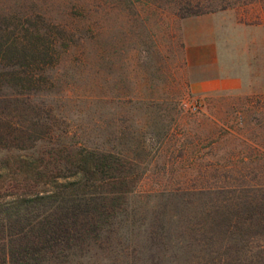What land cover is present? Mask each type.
<instances>
[{"label": "rangeland", "instance_id": "obj_1", "mask_svg": "<svg viewBox=\"0 0 264 264\" xmlns=\"http://www.w3.org/2000/svg\"><path fill=\"white\" fill-rule=\"evenodd\" d=\"M210 42L239 91L191 87L184 44L194 64ZM7 128L9 156L105 154L127 187L94 239L39 264H199L205 213L264 199V0H0Z\"/></svg>", "mask_w": 264, "mask_h": 264}, {"label": "trees", "instance_id": "obj_2", "mask_svg": "<svg viewBox=\"0 0 264 264\" xmlns=\"http://www.w3.org/2000/svg\"><path fill=\"white\" fill-rule=\"evenodd\" d=\"M9 129L0 132V264H39L54 246L94 239L127 191L117 162L85 149L9 156ZM247 210L222 199L205 213L199 264H264V199Z\"/></svg>", "mask_w": 264, "mask_h": 264}, {"label": "crops", "instance_id": "obj_3", "mask_svg": "<svg viewBox=\"0 0 264 264\" xmlns=\"http://www.w3.org/2000/svg\"><path fill=\"white\" fill-rule=\"evenodd\" d=\"M209 52L201 54L200 57H196L197 60L192 64L191 47L184 44V54L187 65H193L196 68V73L191 72V87L193 90L199 93L206 92H236L241 89V79L237 75H216L209 72L216 61L214 44L210 42ZM212 74V75H211Z\"/></svg>", "mask_w": 264, "mask_h": 264}]
</instances>
